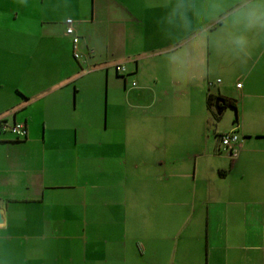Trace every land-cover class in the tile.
Instances as JSON below:
<instances>
[{
  "label": "crops",
  "instance_id": "crops-1",
  "mask_svg": "<svg viewBox=\"0 0 264 264\" xmlns=\"http://www.w3.org/2000/svg\"><path fill=\"white\" fill-rule=\"evenodd\" d=\"M16 123L0 264H177L185 242L163 235L181 211L190 263L264 264V0H0V124Z\"/></svg>",
  "mask_w": 264,
  "mask_h": 264
},
{
  "label": "built area",
  "instance_id": "built-area-1",
  "mask_svg": "<svg viewBox=\"0 0 264 264\" xmlns=\"http://www.w3.org/2000/svg\"><path fill=\"white\" fill-rule=\"evenodd\" d=\"M66 26V34L72 40L73 45V53L74 58L78 61H83L84 55L80 50V35L77 29V23L72 19H67L65 21ZM116 73L119 76L127 78L128 72L124 65H116L115 66ZM136 82L133 83V87H136ZM241 87V84L238 85ZM9 131L16 139H23L27 137V129L26 125L23 123H16L11 127L4 126L2 124L0 132ZM220 145L221 149L224 153L228 154L230 157L234 158L238 154L239 146H240V138L235 132H229L220 136Z\"/></svg>",
  "mask_w": 264,
  "mask_h": 264
},
{
  "label": "rangeland",
  "instance_id": "rangeland-1",
  "mask_svg": "<svg viewBox=\"0 0 264 264\" xmlns=\"http://www.w3.org/2000/svg\"><path fill=\"white\" fill-rule=\"evenodd\" d=\"M179 36V38L177 37ZM176 36V45L180 44V43H184V41L182 42V38H185V36H181V35H177ZM190 36H188L187 38H189ZM196 36H192L190 38L194 39ZM189 40H192L190 39ZM186 43H187V40H186ZM190 43V42H189ZM187 45V44H186ZM186 45L183 44L181 47L177 48L176 47V57L181 55L180 56V59L182 58H185L183 57L185 55V50H186ZM185 46V47H184ZM235 116H236V113L235 112H231L230 116H225L223 118V125H230L232 123V120L235 119ZM168 212H165L164 213V216H165V219L168 220L167 218H169L168 216ZM160 216V214H158ZM188 215L187 212H176V222H175V218L174 217H171L172 218V221L170 223H172L173 221L176 223V229L173 228V227H170V228H165V231H164V235L165 238H168L169 235H172V234H176V242L179 238H182V242H185L184 244L182 243L180 245V248L182 249V252L184 253V257L187 256L188 259H185V261H182V260H179L177 259L178 263L177 264H193L190 263L189 261V256H188V251L189 250V245L187 244L188 240L191 239V240H194L197 238L198 235H200V229L198 228H192L193 226V221L192 222H187L186 223V226L182 227L181 226V220L183 221L184 217ZM170 219V218H169ZM165 220V224L169 225L170 223H167ZM171 226V224H170ZM201 236L200 237L202 239V247L205 246V238H204V230L201 229ZM192 247H194V245H192ZM164 263L165 264H168L169 263V260L167 258L164 259ZM175 264H176V261H175Z\"/></svg>",
  "mask_w": 264,
  "mask_h": 264
},
{
  "label": "water",
  "instance_id": "water-1",
  "mask_svg": "<svg viewBox=\"0 0 264 264\" xmlns=\"http://www.w3.org/2000/svg\"><path fill=\"white\" fill-rule=\"evenodd\" d=\"M224 105H225V100L224 99L218 98L216 100L215 107H216V111L218 112V114H221L222 113V110L224 108ZM1 207H2V201L0 200V208ZM0 223H2V212H1V209H0Z\"/></svg>",
  "mask_w": 264,
  "mask_h": 264
},
{
  "label": "trees",
  "instance_id": "trees-1",
  "mask_svg": "<svg viewBox=\"0 0 264 264\" xmlns=\"http://www.w3.org/2000/svg\"><path fill=\"white\" fill-rule=\"evenodd\" d=\"M213 101H214V98L212 97V96H209V98H208V104H209V106H212L213 105ZM215 102H216V100H215ZM229 100H225V104H227V105H229ZM233 106V105H232ZM220 114H218V112H217V115H216V117L219 119L220 118V116H219ZM1 126H2V124H0V129H1ZM223 152V151H222Z\"/></svg>",
  "mask_w": 264,
  "mask_h": 264
},
{
  "label": "clouds",
  "instance_id": "clouds-1",
  "mask_svg": "<svg viewBox=\"0 0 264 264\" xmlns=\"http://www.w3.org/2000/svg\"><path fill=\"white\" fill-rule=\"evenodd\" d=\"M237 43H239L240 45H244L246 43V41L244 40L243 37H240L237 39Z\"/></svg>",
  "mask_w": 264,
  "mask_h": 264
}]
</instances>
